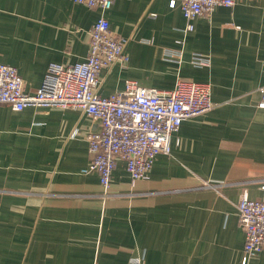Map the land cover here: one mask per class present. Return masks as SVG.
I'll return each instance as SVG.
<instances>
[{
  "label": "crops",
  "instance_id": "1",
  "mask_svg": "<svg viewBox=\"0 0 264 264\" xmlns=\"http://www.w3.org/2000/svg\"><path fill=\"white\" fill-rule=\"evenodd\" d=\"M0 0V62L26 91L51 62L86 59L100 16L126 39V65L100 72L103 95L127 81L172 89L206 82L215 106L183 121L148 178L118 159L108 188L90 170L80 109L0 103V264H245L241 195H264V0L187 19L181 0ZM247 264H264V249Z\"/></svg>",
  "mask_w": 264,
  "mask_h": 264
},
{
  "label": "built area",
  "instance_id": "2",
  "mask_svg": "<svg viewBox=\"0 0 264 264\" xmlns=\"http://www.w3.org/2000/svg\"><path fill=\"white\" fill-rule=\"evenodd\" d=\"M89 7L109 10L114 0H74ZM239 0H181V8L194 29V19L210 14L219 6H233ZM175 6L176 1L172 0ZM90 48L85 60L74 63L51 62L41 86L26 91L24 79L15 66L0 62V103L16 110L26 106L80 109L100 122L90 132L93 159L90 170L108 188L118 159L126 161L133 179L148 178L156 157L172 150V135L183 121L209 111L211 86L206 82L178 80L174 88L163 90L129 80L121 91L103 95L100 72L115 62L126 65V39L113 33L108 19L100 16L90 31ZM258 107L264 108V87ZM264 188V185H263ZM240 222L245 230L244 263L264 249V195L259 199L243 192L238 203Z\"/></svg>",
  "mask_w": 264,
  "mask_h": 264
}]
</instances>
